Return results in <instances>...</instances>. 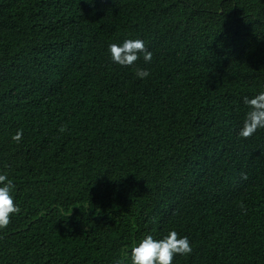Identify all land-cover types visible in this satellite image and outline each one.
<instances>
[{
    "label": "trees",
    "instance_id": "1",
    "mask_svg": "<svg viewBox=\"0 0 264 264\" xmlns=\"http://www.w3.org/2000/svg\"><path fill=\"white\" fill-rule=\"evenodd\" d=\"M129 39L150 63L113 62ZM261 91L264 0H0V264H116L172 230V264H264V129L239 136Z\"/></svg>",
    "mask_w": 264,
    "mask_h": 264
},
{
    "label": "clouds",
    "instance_id": "2",
    "mask_svg": "<svg viewBox=\"0 0 264 264\" xmlns=\"http://www.w3.org/2000/svg\"><path fill=\"white\" fill-rule=\"evenodd\" d=\"M109 52L114 63L121 66H132L143 55L145 63L152 60V52L148 51L142 40H125L122 45L110 44ZM137 78H147L150 73L147 69L136 68ZM244 104L249 111L244 118L243 127L239 131L241 138H250L258 129H264V91L249 98L244 97ZM66 129L61 128L63 132ZM23 132L18 130L12 140L19 143L22 140ZM0 229H5L10 223L13 214L20 212V208L15 204L12 190L15 185L6 174H0ZM192 252L188 238L179 237L175 230L170 231L162 239H155L152 235H147L139 242L133 243L129 251L126 250L123 257L116 261V264H125L130 260V264H172L176 255H188Z\"/></svg>",
    "mask_w": 264,
    "mask_h": 264
}]
</instances>
